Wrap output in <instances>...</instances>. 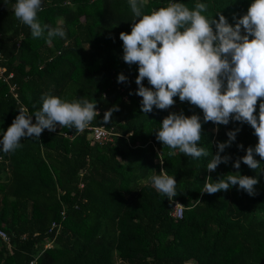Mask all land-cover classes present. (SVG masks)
<instances>
[{
	"label": "trees",
	"instance_id": "1",
	"mask_svg": "<svg viewBox=\"0 0 264 264\" xmlns=\"http://www.w3.org/2000/svg\"><path fill=\"white\" fill-rule=\"evenodd\" d=\"M0 65V264H264V0H0Z\"/></svg>",
	"mask_w": 264,
	"mask_h": 264
},
{
	"label": "built area",
	"instance_id": "2",
	"mask_svg": "<svg viewBox=\"0 0 264 264\" xmlns=\"http://www.w3.org/2000/svg\"><path fill=\"white\" fill-rule=\"evenodd\" d=\"M229 36H230L229 32L222 33L221 30L215 29V28H209L205 32L200 33V38H201L203 45L207 49H211L216 52L220 51V39H227ZM12 76H13L12 72H9L8 74H6V68L0 65V78L4 80H8ZM15 87H16L15 84H10V91L12 92L14 97L17 96L15 92ZM85 127L89 130V137L92 138L91 139L92 142L94 141L103 142L107 140H112L113 135L116 134L113 132L112 129H108L104 127L103 125L94 126V125L86 124ZM38 133H41V131L38 130ZM182 210H183V205L180 202L175 201L174 206H173V211L171 214L174 217L179 218L182 216ZM61 214H62V217L64 218L65 213L61 212ZM59 226H60V223L52 222L49 230L51 231L53 228L59 227ZM0 237L8 241V235L2 229H0ZM50 245H51V242H50ZM45 247H49V242L45 244ZM32 263L33 262H31V264Z\"/></svg>",
	"mask_w": 264,
	"mask_h": 264
},
{
	"label": "rangeland",
	"instance_id": "3",
	"mask_svg": "<svg viewBox=\"0 0 264 264\" xmlns=\"http://www.w3.org/2000/svg\"><path fill=\"white\" fill-rule=\"evenodd\" d=\"M197 68L200 69V70H202L203 65H202L201 62H198V63H197ZM57 125H58V124L56 123V126H57ZM49 246H50V242H49Z\"/></svg>",
	"mask_w": 264,
	"mask_h": 264
}]
</instances>
